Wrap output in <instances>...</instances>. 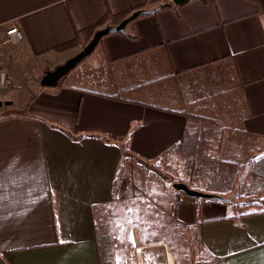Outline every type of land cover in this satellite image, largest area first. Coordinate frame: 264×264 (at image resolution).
<instances>
[{
	"label": "crops",
	"instance_id": "obj_1",
	"mask_svg": "<svg viewBox=\"0 0 264 264\" xmlns=\"http://www.w3.org/2000/svg\"><path fill=\"white\" fill-rule=\"evenodd\" d=\"M134 15L125 34L101 39L85 71L97 64L107 72L108 62L143 51L152 59L162 54L172 72L200 66L216 75L231 65L246 114L243 128L264 145V0H0V46L8 28L23 36L11 44L13 54L0 59L7 85L16 84V61L26 52L34 65L40 59L46 66L63 64L96 31ZM56 89L34 93L28 110L0 101V264H101L95 208L112 199L121 153L118 143L89 136L130 138L132 150L152 158L178 141L185 125L184 116L140 100ZM56 124L87 138L69 136ZM198 204L208 259L264 264V212L240 217L244 211L229 204Z\"/></svg>",
	"mask_w": 264,
	"mask_h": 264
},
{
	"label": "trees",
	"instance_id": "obj_2",
	"mask_svg": "<svg viewBox=\"0 0 264 264\" xmlns=\"http://www.w3.org/2000/svg\"><path fill=\"white\" fill-rule=\"evenodd\" d=\"M128 38L135 37L128 36ZM143 52L106 64L112 83L117 88L113 95L107 96L128 102H138L137 97H143L145 99L142 103L146 106L184 116L185 125L179 140L159 156L152 158L144 157L132 150L128 140H117L110 134L89 136L119 145L121 162L113 181L112 194L120 189L122 164L129 162L138 166L146 177L169 179L172 183H184L193 190L218 195L221 200H209V202L229 204L238 211H244L240 217L263 213L264 151L256 154L255 150L249 147V144L255 140L243 128L246 114L243 104L237 99L236 93L240 85L237 83L233 67L224 65L219 68L216 75L208 68L200 66L172 72L168 69L167 59L162 54H159L157 59H152L148 55L143 56ZM139 62L141 64H138ZM119 69L123 73L127 69L132 73L126 80L132 85L123 89L117 87V78H114V75ZM40 78H37L38 82ZM8 86L6 84L0 87V97L6 95ZM54 126L69 136L78 139L87 138L69 126L63 124ZM170 154L181 161L182 177L179 179L162 171L159 164L161 155ZM221 178L226 179L227 183H218ZM193 183L208 184L209 187L214 184L216 187L224 185L226 188L208 191L192 187ZM181 202L182 199L176 195L172 204V215L175 218ZM198 202L199 200H196L193 209L196 221L183 227L179 226L190 241L189 261H192L193 257L208 259L201 242ZM97 242L100 261L104 264L107 261L105 256L108 250L104 239L98 235ZM194 242L198 245L197 250Z\"/></svg>",
	"mask_w": 264,
	"mask_h": 264
},
{
	"label": "rangeland",
	"instance_id": "obj_3",
	"mask_svg": "<svg viewBox=\"0 0 264 264\" xmlns=\"http://www.w3.org/2000/svg\"><path fill=\"white\" fill-rule=\"evenodd\" d=\"M13 47L9 43H2L0 59H8V54H13ZM94 52H97V49ZM26 54L22 61L18 59L16 66L14 65L16 67L14 72L17 73L18 79L16 84L8 86L7 101L0 97V101L5 107H7L6 105L9 107L10 105L21 104L23 108L26 107L28 110L26 104L34 93L58 91L56 88L59 86H75L79 89L105 94H112L117 91L103 66L95 64L85 71L86 66L93 64L96 60L93 58L97 57L96 55H91L92 58L89 56L79 63L57 86L41 87L37 78L46 71L54 70L58 65L49 64L46 66L42 59L34 65L33 58L28 55V52ZM1 64L7 65L6 63ZM131 74L128 69L124 73L121 69L117 73L115 72L114 78H117L116 85L119 89L132 85L130 82L124 81L128 80ZM36 82L37 84H35ZM144 99L137 97V100L140 101ZM2 108L0 107V110ZM26 109H22V111L27 113ZM71 128L77 131V128L72 126ZM129 139L126 140L129 142ZM249 147L253 148L256 154H260L264 150V145L256 141L249 144ZM160 157L159 164L162 171L172 174L177 179L182 177L180 159L172 154L161 155ZM122 165L123 175L119 179L121 181L119 191L112 195L110 202L95 208L97 235L104 239L108 250L105 256L107 261L104 264H117V258H119V264H138L139 261L141 264H169V255H171L173 264H193L195 261L213 259L193 257L192 261H189L190 241L182 231L183 226L191 224L195 219L193 209L196 200L208 202L209 200L187 197L182 192L177 191L173 187L174 183L169 179L146 177L138 166L129 162H124ZM220 182L226 184L227 180L221 178V181L218 180V183ZM207 183L209 184V179ZM208 184L193 183L192 187L208 191L209 189L222 190L226 188L224 185L216 187L215 184L209 187ZM176 195L183 201L175 218L172 215V204ZM133 237L134 244L132 242ZM193 244L197 250V243L194 242ZM139 247L141 253L137 254Z\"/></svg>",
	"mask_w": 264,
	"mask_h": 264
},
{
	"label": "water",
	"instance_id": "obj_4",
	"mask_svg": "<svg viewBox=\"0 0 264 264\" xmlns=\"http://www.w3.org/2000/svg\"><path fill=\"white\" fill-rule=\"evenodd\" d=\"M189 0H173L175 4H181ZM137 15L131 16L122 22H120L117 26H109L104 29L98 30L94 33L92 39L84 46V48L79 51L73 57L67 59L63 64L58 65L52 71H46L40 78L39 84L41 87H55L60 81L71 71L73 70L79 63L89 57L101 39L104 36L114 35V34H124L126 25L136 18ZM173 187L182 192L184 195L190 198L195 199H205V200H221L222 198L215 194L204 193L201 191L193 190L189 188L186 184L181 182H176L173 184ZM141 264V262H138Z\"/></svg>",
	"mask_w": 264,
	"mask_h": 264
},
{
	"label": "built area",
	"instance_id": "obj_5",
	"mask_svg": "<svg viewBox=\"0 0 264 264\" xmlns=\"http://www.w3.org/2000/svg\"><path fill=\"white\" fill-rule=\"evenodd\" d=\"M5 43L17 44L22 40V33L16 28H8L6 31ZM8 82V73L0 65V87H4ZM138 252V251H137ZM139 254V252L137 253ZM225 259L223 257H215L211 260L195 261L193 264H224Z\"/></svg>",
	"mask_w": 264,
	"mask_h": 264
},
{
	"label": "bare ground",
	"instance_id": "obj_6",
	"mask_svg": "<svg viewBox=\"0 0 264 264\" xmlns=\"http://www.w3.org/2000/svg\"><path fill=\"white\" fill-rule=\"evenodd\" d=\"M138 252H139V253L141 252V248H140V247L138 248ZM168 257H169V260H168V261H169V264H173L172 259H171V255H169ZM138 261H139V260H138ZM139 262H140V261H139Z\"/></svg>",
	"mask_w": 264,
	"mask_h": 264
},
{
	"label": "snow or ice",
	"instance_id": "obj_7",
	"mask_svg": "<svg viewBox=\"0 0 264 264\" xmlns=\"http://www.w3.org/2000/svg\"><path fill=\"white\" fill-rule=\"evenodd\" d=\"M133 244L135 243L134 237L132 238ZM117 264H119V258H117Z\"/></svg>",
	"mask_w": 264,
	"mask_h": 264
}]
</instances>
